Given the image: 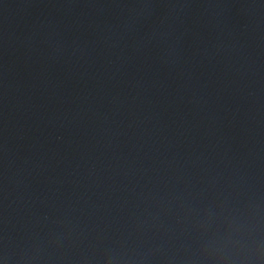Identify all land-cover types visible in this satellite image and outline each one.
Instances as JSON below:
<instances>
[{
    "label": "water",
    "instance_id": "95a60500",
    "mask_svg": "<svg viewBox=\"0 0 264 264\" xmlns=\"http://www.w3.org/2000/svg\"><path fill=\"white\" fill-rule=\"evenodd\" d=\"M0 264H264V0H0Z\"/></svg>",
    "mask_w": 264,
    "mask_h": 264
}]
</instances>
